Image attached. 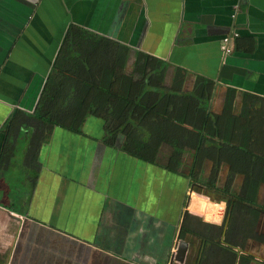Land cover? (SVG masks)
Listing matches in <instances>:
<instances>
[{
  "label": "crops",
  "instance_id": "0c3cea01",
  "mask_svg": "<svg viewBox=\"0 0 264 264\" xmlns=\"http://www.w3.org/2000/svg\"><path fill=\"white\" fill-rule=\"evenodd\" d=\"M71 25L130 47L131 64L137 52L170 64L168 82L175 68L189 72L186 93L196 77L211 81L208 113L222 115L228 89L264 98V0H0V264H170L181 212L222 227L225 203L197 194L223 206L207 218L201 201L193 207L188 177L138 162L120 142L102 156L104 132L88 128L91 117L79 133L36 117ZM243 107L232 104L235 114ZM191 159L184 155L186 165ZM241 218L245 225L251 215ZM230 223L231 213L222 244L236 234ZM254 231L264 234V211Z\"/></svg>",
  "mask_w": 264,
  "mask_h": 264
},
{
  "label": "trees",
  "instance_id": "16d2710c",
  "mask_svg": "<svg viewBox=\"0 0 264 264\" xmlns=\"http://www.w3.org/2000/svg\"><path fill=\"white\" fill-rule=\"evenodd\" d=\"M133 52L122 43L71 25L36 117L47 125L78 133L89 117L101 119L107 144L120 142L128 155L192 177L195 184L229 196L233 201L226 216L231 213L230 224L236 234H226L224 245L221 241L217 245L221 227L197 222L194 228L203 231L201 235L205 233L200 236L206 244L211 243L205 244L199 264H208L211 258L218 260L214 264H264L253 255L230 250L244 251L250 241L264 245V234H254L264 211V98L228 89L222 115L209 114L214 87L211 81L196 77L192 93H186L183 89L189 72L175 68L168 82L170 64L143 52H137L131 64ZM238 99L244 107L235 114L232 104ZM188 152L192 159L186 165L184 155ZM207 162H212V170L205 174ZM224 165L229 172L220 184ZM239 178L243 179L240 190ZM246 211L251 219L244 225L241 216ZM191 225L187 216L182 239L186 232H192Z\"/></svg>",
  "mask_w": 264,
  "mask_h": 264
},
{
  "label": "rangeland",
  "instance_id": "374dc122",
  "mask_svg": "<svg viewBox=\"0 0 264 264\" xmlns=\"http://www.w3.org/2000/svg\"><path fill=\"white\" fill-rule=\"evenodd\" d=\"M103 125L104 124H103V122L100 119H97V118L91 116V121L89 122L88 128H93L96 132H98V129H100V130H102V132H104V126ZM187 165H189V164H187ZM169 175L173 176V174H169ZM221 179L223 180V175H221ZM167 181H169V180H167ZM194 181L195 180H193V178H192V184L194 183ZM170 183L172 184V181H170ZM167 184H169V182H167ZM177 193H179V192H177ZM177 193L175 195L176 197L178 196ZM191 193H192L191 194L192 195L191 198H193V195H197V194L203 195V192L200 191V190H197L196 188L192 189ZM204 196H206V195H204ZM206 197H208V196H206ZM173 200L174 199L172 197L171 200H169L170 203H174ZM222 202L225 203L224 213L222 212L224 214V215H222V219H224L223 217H225V221H224V223H223V225L221 227L219 238L215 242V244H217V245H218V243H220L221 238L223 237L222 233L224 231L223 229H224L225 222H226V215H225L226 213L225 212L227 211V207H226L227 206V204H226L227 202H225V201H222ZM130 212L132 213L133 211H130ZM110 214L111 213H106L105 214L104 224H106V225L109 224ZM188 217H189V220L192 222L191 226H192L193 230H191L192 232H186L185 240L189 243L190 250H189V254H188L187 259H186L184 264H198V262L196 263V261H198V260L201 261L203 253H204V249H205V244L206 243H204L203 238H202L203 236H205L204 235L205 233L203 235H201V233H203V231L197 230V228L195 229L194 227L197 225V222H199V221L203 222V220L201 218H199V217H195L193 215H190L189 213H188ZM53 221H52V224H53ZM198 228L201 229L199 226H198ZM167 229H169V227H167ZM202 229H204V227H202ZM212 232H211V234H215V233H212ZM158 234H164V233L159 231ZM208 234H209L208 237H211V234L210 233H208ZM210 240L212 241V239H210ZM207 244H211V243L207 242ZM207 244H206V246H207ZM212 244H214V243L212 242ZM203 245H204V247H203ZM226 247H227V249L229 248L228 246H226ZM230 250H236L237 252H238V250L240 251L239 248H230ZM143 251H145V249H143ZM247 251L251 255L255 256L258 260H261V261L263 260L264 261V249H262L261 246L260 247L259 246L258 247H248ZM206 253L208 255L210 254L209 249L206 251ZM212 257H215V255L213 254ZM209 261L210 262L208 264H214L215 261L218 262V260H216V258L215 259L211 258V260H209ZM173 264H176V263L173 262Z\"/></svg>",
  "mask_w": 264,
  "mask_h": 264
},
{
  "label": "water",
  "instance_id": "95a60500",
  "mask_svg": "<svg viewBox=\"0 0 264 264\" xmlns=\"http://www.w3.org/2000/svg\"><path fill=\"white\" fill-rule=\"evenodd\" d=\"M106 146H108L106 143L105 144L101 143V145L98 147V150H100L102 156H103V153L105 152V150L107 148ZM118 147H119V150L122 149L121 144ZM96 152H97V150H95V153ZM125 154L128 155L127 153H125ZM129 156L136 159L138 162L140 161V162L147 163V162L142 161L141 159H138V158L133 157L131 155H129ZM194 188H196L197 190H203V195L208 196L211 199V201H214L216 203H221L222 201H225V202H227L226 204L228 206L230 204V202L233 201L229 196H226L220 192H217L214 189H210L208 187H203V186L195 184V183L192 184V177H188V188L187 189H189V191L192 192V189H194ZM187 216H188V212H185V211L181 212L180 220L182 219V223H184V220L187 218ZM181 227L183 228V226H181ZM182 228H181V230H182ZM181 230L178 233L179 235L177 238L176 251L173 255L171 254V256H170V264H173V262H175L176 264H184L186 259H187V254H188V250L190 248V245L186 240L181 238ZM226 230H227V226L225 228V231Z\"/></svg>",
  "mask_w": 264,
  "mask_h": 264
},
{
  "label": "bare ground",
  "instance_id": "6f19581e",
  "mask_svg": "<svg viewBox=\"0 0 264 264\" xmlns=\"http://www.w3.org/2000/svg\"><path fill=\"white\" fill-rule=\"evenodd\" d=\"M193 201H194V204H193V207H194V205L196 204L195 203V201H198V202H200L201 201V203H198V206H196V207H198V208H200V212H203V214L207 217V218H212V216H213V213H212V211L214 212V213H216L215 211H216V208L215 207H217V209H220V208H222L223 206H220V205H218V206H216L215 204H213V205H211V204H208L207 203V201H202L200 198H197V196L196 195H193ZM197 205V204H196ZM196 207H195V210H196ZM224 209V208H223ZM199 210V209H198ZM216 215H217V213H216ZM224 215V214H223ZM224 218V217H223Z\"/></svg>",
  "mask_w": 264,
  "mask_h": 264
},
{
  "label": "built area",
  "instance_id": "2783aa9c",
  "mask_svg": "<svg viewBox=\"0 0 264 264\" xmlns=\"http://www.w3.org/2000/svg\"><path fill=\"white\" fill-rule=\"evenodd\" d=\"M238 34H235V37H237ZM230 41H231V37H226L224 40H223V44H224V47L226 48V51L227 52H230V48L228 49V45L230 44ZM227 207V206H226Z\"/></svg>",
  "mask_w": 264,
  "mask_h": 264
},
{
  "label": "flooded vegetation",
  "instance_id": "af4514ba",
  "mask_svg": "<svg viewBox=\"0 0 264 264\" xmlns=\"http://www.w3.org/2000/svg\"><path fill=\"white\" fill-rule=\"evenodd\" d=\"M85 123H86V122H85ZM84 127H85V125L83 126V129H84ZM83 129H82V130H83ZM104 141H105V140H104ZM106 144H107V143H106ZM107 145H109V144H107ZM110 146H111V145H110ZM112 147H114V146H112ZM181 234H182V233H181Z\"/></svg>",
  "mask_w": 264,
  "mask_h": 264
}]
</instances>
